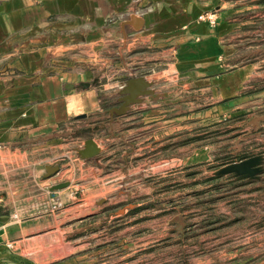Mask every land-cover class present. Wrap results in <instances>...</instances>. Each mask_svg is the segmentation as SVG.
I'll list each match as a JSON object with an SVG mask.
<instances>
[{"label": "crops", "instance_id": "crops-1", "mask_svg": "<svg viewBox=\"0 0 264 264\" xmlns=\"http://www.w3.org/2000/svg\"><path fill=\"white\" fill-rule=\"evenodd\" d=\"M250 8L242 0H0V264H108L97 219L109 209L92 205L88 187L109 176L108 149L75 123L102 112L115 92L121 101L131 78L144 77L153 94L128 114L175 95L203 102L188 115L241 119L261 140L264 19L246 16ZM205 12L216 13L215 26L199 21ZM88 139L101 152L84 159ZM51 165L59 171L49 176Z\"/></svg>", "mask_w": 264, "mask_h": 264}, {"label": "rangeland", "instance_id": "rangeland-1", "mask_svg": "<svg viewBox=\"0 0 264 264\" xmlns=\"http://www.w3.org/2000/svg\"><path fill=\"white\" fill-rule=\"evenodd\" d=\"M242 2L252 7L244 10L246 16L264 19V1ZM117 97L115 92L102 112L75 123L83 139L96 138L108 149L109 176L88 183L96 194L92 205L109 209L97 219L103 233L99 243L107 242L100 259L108 264H264V174L260 181L209 180L222 166L264 152V135L258 140L245 132L241 119L218 123L214 115H188L203 102L192 106L183 97L177 103L175 95L151 100L127 117L112 114V106L122 105ZM86 189L80 184L78 192L88 195Z\"/></svg>", "mask_w": 264, "mask_h": 264}, {"label": "water", "instance_id": "water-1", "mask_svg": "<svg viewBox=\"0 0 264 264\" xmlns=\"http://www.w3.org/2000/svg\"><path fill=\"white\" fill-rule=\"evenodd\" d=\"M135 19L133 15L130 21H127L126 24L130 25L131 22ZM150 83L144 77H135L131 78L126 82V85L123 86L121 90V102L122 105L119 109H114L112 114L116 113L118 115L126 114L132 105H138L141 103V98L153 94V91L150 89ZM86 115H82L79 118H85ZM81 158L90 159L98 156L101 152L100 147L95 142L94 139H88L85 143V147L79 151ZM59 166L51 165L47 167L48 175H54L58 173ZM264 174V155L259 154L251 156L249 158L243 159L239 162H233L222 166L220 169L216 170L214 176H228L232 175L239 180H261V176ZM68 186V183H63L58 185L53 190H59Z\"/></svg>", "mask_w": 264, "mask_h": 264}, {"label": "built area", "instance_id": "built-area-1", "mask_svg": "<svg viewBox=\"0 0 264 264\" xmlns=\"http://www.w3.org/2000/svg\"><path fill=\"white\" fill-rule=\"evenodd\" d=\"M199 21L201 22H207L210 26H215L217 24V16L215 12H205L199 17ZM15 219H18L17 216H15ZM8 247H12L11 244H8Z\"/></svg>", "mask_w": 264, "mask_h": 264}, {"label": "trees", "instance_id": "trees-1", "mask_svg": "<svg viewBox=\"0 0 264 264\" xmlns=\"http://www.w3.org/2000/svg\"><path fill=\"white\" fill-rule=\"evenodd\" d=\"M249 157V156H248ZM245 158V157H244ZM244 158H240V160L241 159H244ZM246 158H247V156H246ZM229 177L228 178H230L231 179V181H236V182H238V181H242V180H239V179H236L234 176H232V175H228ZM220 178H222V176H213V177H211L209 180H213V181H216V180H219Z\"/></svg>", "mask_w": 264, "mask_h": 264}]
</instances>
